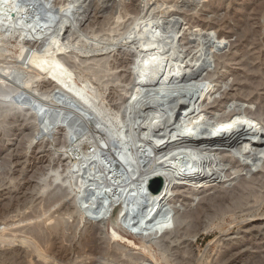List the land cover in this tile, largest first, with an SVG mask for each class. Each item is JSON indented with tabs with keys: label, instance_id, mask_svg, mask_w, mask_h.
Segmentation results:
<instances>
[{
	"label": "rangeland",
	"instance_id": "374dc122",
	"mask_svg": "<svg viewBox=\"0 0 264 264\" xmlns=\"http://www.w3.org/2000/svg\"><path fill=\"white\" fill-rule=\"evenodd\" d=\"M20 1L22 19L18 18L19 23L14 16L18 26L9 28L4 25L0 29V205L3 206H0V233L5 230L3 234L6 237H18L14 244L0 243V251L8 253L16 247L15 249L22 248L30 252L31 248L27 249V245H23L21 237L28 236L27 238L31 239L30 231L34 226H38L39 230L42 228L40 232L48 237L50 233L48 228L58 221L63 227V237L60 236L59 241L52 244V256H47V261H44L33 253L25 260L26 262L20 259L18 264H121V262L123 264H264V160L258 171L250 174L246 169L241 175L245 179L248 177L257 179L255 185L251 186L253 194L246 197L240 205L243 211L228 215L224 221L215 220L211 225L213 232L207 236H200L190 245L187 240L190 239L188 235L193 228L189 221L181 222V226L178 223L175 232L154 239V235L150 237L148 234H131L120 220L118 221L120 225L114 223L117 207L111 211L103 224L95 225L86 219L87 216L78 204L80 200L84 209L91 206L84 196L87 192L99 191L98 201L102 202L109 193L123 196L132 190H137L136 187L142 181L143 175L139 172L131 175L130 178L126 176L125 172L130 175L131 170L128 162L125 161L120 143L128 144L130 157L137 162L136 142L141 140L139 134L143 129L155 119L154 106L147 105L142 109L137 122L128 126L125 120L124 124L123 122L119 124L118 118L121 110L119 106L126 100L125 92L129 84L126 81L131 77L129 71L132 65L124 66L129 58L127 50L133 51L138 44L137 41L153 31L159 38L166 34L170 37L164 42V49L157 52L155 54L157 56L150 61L149 66H152L153 62L157 65L148 78V81H151L148 84L158 88L163 83V78L170 76L165 82L169 91L177 94L186 92L188 97L196 91L198 85L205 84L206 87L203 99L198 102L192 100L190 106L187 102L173 104L174 101L157 104L158 110L161 109L159 107L161 104L163 108L165 107V111L168 109L165 118L172 115L170 118L172 121L164 125L162 132H158L156 141L146 144L147 150L150 148L146 153L149 155V161L152 162L149 166L153 167L158 163L160 150L174 142L170 139L173 133L180 130L182 125L188 129L193 117L202 114V111L210 113L212 110H216L219 114L250 111L249 113L257 116L253 130L250 125L244 127L240 124L234 138H239L236 142L239 146L243 140L255 134L257 149H260L259 155L264 156V82L251 92L249 102L243 98L248 93L244 88L241 89L243 84L247 85L257 77L254 72L256 64H252L249 60L253 46L259 43H263L264 46V9L261 16H255L254 11L258 1L261 0H224L223 5L216 4L217 7L213 4L217 0ZM85 3L89 5L86 10L88 12L81 13L80 10ZM52 16L56 18L58 25L64 16H71L74 20L73 26L66 28L64 35L59 36L58 44L50 46L47 55L51 58L46 60L60 65L63 74L71 79L62 83L64 91H61L68 94L65 90L72 89V94L81 98L83 102L72 96L77 104L75 107L49 98L45 94L49 87L47 71H37L35 63L23 62L20 57L27 53V40L30 39L31 31L39 29L41 34L45 31L48 35L49 31L54 30L55 27L46 25ZM156 17L161 18L162 22L159 23L161 25L156 24ZM34 20H38L43 26L33 28L31 21ZM20 22L28 24L31 31L24 29ZM171 22H175V25L169 26ZM255 30L261 35L257 36L255 41H251L254 43L251 46L245 40L251 33L256 32ZM45 34L41 37L46 38ZM240 44L243 45V49L238 48ZM59 48H63V51H58ZM34 49L37 53L45 51L39 43H36ZM236 51L233 61H227ZM261 51L264 53V48ZM243 53L244 57H241ZM137 60L135 58L133 62ZM245 62L248 64H244ZM165 64H169L171 69L168 70ZM150 87L151 85H146V88ZM27 104H37L43 111L54 113L61 111L65 117L67 116L70 128L57 125L51 134L42 133L41 125L37 122V112L28 114L35 105L32 107ZM193 105L197 108L191 109ZM170 106L174 108L172 113L169 110ZM207 119L208 117H203L200 123L203 133L209 125ZM123 126L124 128L121 129ZM126 126L134 133L132 134L135 139L134 144L127 140ZM86 152L91 156L87 165L83 164L86 166L84 174L78 172V169H72L74 174H70L67 167L71 161L80 160ZM122 157L125 159L123 160ZM122 161H125V164H122ZM209 164L210 161L205 159L197 166L198 173L203 176L208 175L210 178L200 186L203 185L204 189L214 187L215 190L220 188L232 190L236 187L238 180H230L218 171L213 175L215 170L211 172ZM68 182H72V189L77 188L75 203L78 209L73 205L74 194L67 195ZM207 194L212 196L215 191ZM198 198L187 195L190 207L199 206L200 198ZM174 199L176 206L178 205L179 210L183 211L179 204L183 197L177 195L175 198L174 194L168 193L167 190L162 205L173 207ZM89 210L93 217L100 213V210L92 208ZM111 228L132 240L137 246L122 238L118 240L113 238ZM45 232L47 233L44 234ZM66 236L68 241L65 240ZM81 240L83 243L79 242ZM87 242L89 244H86ZM79 243L83 251L98 246L99 254L95 257L89 253H82ZM40 246L44 252L46 244ZM64 247L67 249L64 254L67 257L60 262L56 259V254L58 256L60 252L57 249L62 250L65 249ZM116 247L121 250L117 252L114 249ZM122 250L123 252L125 250V256L121 255L118 259L112 257L114 252L118 254ZM130 257L135 258L132 260L133 263Z\"/></svg>",
	"mask_w": 264,
	"mask_h": 264
},
{
	"label": "bare ground",
	"instance_id": "6f19581e",
	"mask_svg": "<svg viewBox=\"0 0 264 264\" xmlns=\"http://www.w3.org/2000/svg\"><path fill=\"white\" fill-rule=\"evenodd\" d=\"M19 1L20 0H0V29L4 25L9 26V28L13 27V26H18V25H16L17 20L14 18V16H16L17 19L18 18L20 20L22 19L21 18L22 9H21V6L19 4ZM122 1H124V0H122ZM214 2L215 3H213V4H215V5L217 4V5L221 6V4L223 5V3L225 1L224 0H217V1H214ZM258 2H259L258 5L254 9L255 16L263 15L264 0H261V1H258ZM23 4H22V6H25ZM85 4H83V7L81 6L82 7L81 10H80L81 13H84L87 10V7L89 6L88 4H86V5ZM217 5H216V7H217ZM64 6H66V5H64ZM96 6L99 9V6L97 4H95V7ZM112 6H113V4H112ZM118 6H119V2H118ZM94 11H96V9ZM86 12H88V11H86ZM111 12H113V11L111 10ZM163 16H165V15H163ZM170 16H172V14ZM134 17H136V15ZM19 19H18V23H19ZM134 20H136V19H134ZM160 21L162 22L161 18H159V17L157 19H155V22H156L157 25L160 23ZM65 22H68V17L67 16H64L62 18V20L60 22V25H59V28L54 29L51 32L47 31L49 33L48 35H47V33L45 34V31H43L44 34L47 35L46 38L41 37V36H44V34H41L42 32H40L39 29L31 31V33L29 35L30 39L27 40V44H28V46H26V47H28L27 53H25L24 55L20 56L21 60H23V62L28 61L29 64L35 63V67L38 69L37 71H47V75H48L47 83L49 84V87L47 86L48 88L45 91V94L48 95L49 98L52 97V94H53V92L55 91L56 88H59L60 90L64 91L62 83H65V81H71V79L69 77H67V76H65V74H63V72L61 71L60 65L54 64L51 61L49 62L48 60H46V58H51L50 55H47V53L50 51L51 47H53V46L58 44V38H60L59 37L60 35H64V33H65L64 31L66 30L64 28V23ZM20 24L24 27V29H28L29 28V25L25 24L24 22H20ZM31 25L35 29H36V27L43 26L41 23H39L38 20L31 21ZM159 25H161V24H159ZM158 35L161 36L162 34L161 35L158 34ZM259 35H261V34L258 33L257 31L254 32V33H251L248 37H246L245 42H247L248 44H251V46H252V44L254 45V43H251V41H255V39ZM169 37L170 36H168L166 34V35H162L159 38L156 35V32H154V31H153V33H149L148 35L141 37L139 39V41H137L138 44L136 43L137 46L135 48H133V51H131V50L128 51L127 50V56H129V58L127 57L128 58L127 59V64H125L124 66H126V65L134 66L135 65L134 63H136V62H133V60H135V58L138 59L137 61H141V62L143 60L147 59V58H148V60L150 59V61H151L152 59H154L157 56L155 54L160 51V48L164 47V42ZM223 38L224 37L222 36V39ZM41 40L44 43H39V44H41V47L42 46L45 47V51L43 53H37L36 52L37 50L34 49V48H35L36 43H38ZM241 42H243V41H241ZM262 44L263 43H261V44L259 43V44L254 45L253 49H252L253 51L251 50L252 51L251 57L248 56L249 60L252 61V64H256L254 66L255 67L254 72L257 74V77H256L255 81L250 82L247 85L243 84L241 86V89L244 88L246 90V92L248 93V95L243 97L246 100V102H249V100H250L249 95L251 94V92L255 88H257L258 86H260L261 83L264 82V53H262V51H261V49L264 48V46ZM238 48L239 49H243V45L240 44L238 46ZM130 49H132V46H131ZM58 51H60V52L63 51V48H59ZM236 54H237V51L233 55H231L227 59V61H233V59L235 58ZM133 57H135V58H133ZM241 57H244V53H243V55ZM130 58H132V59H130ZM169 58H171V57H169ZM54 59H56V58H54ZM54 59H52V60H54ZM155 63L156 62H153V65L149 66V68H147L148 71H145L144 69H140L139 70V73H145L146 74V75H144L142 77V79H144V80L146 79V81H148V78H149L150 74L153 73L152 71L155 69V66L157 65ZM244 64H248V63L245 62ZM132 66H131V68H132ZM167 69L169 70L171 68L168 66ZM37 73H35V74H37ZM32 74H34V73H32ZM166 74L168 75V73H166ZM128 78H129L128 81H126V82H129V84L127 86L128 89L125 92V99L126 100H125V102H122L121 106H119V107H121L120 108L121 110H120L119 118L117 117L119 124L122 123V122H123L122 124H124V116L125 115L126 116L131 115L133 113V111H134V108H136V106L135 107H131V108L129 107V108H127V110H125L126 109L127 99L131 95L130 86L132 85V78L131 77H128ZM52 79L55 80L58 83V85H56L55 87L50 84ZM55 81H52V82H55ZM61 84H62V86H61ZM146 85H151V87L150 88H146ZM159 88H161V86L158 87V88L156 86L152 87V84H148V83L134 86V88H133L134 89L133 90V97H135V100H134L135 104L136 105L137 104H141V103L143 104V102H146V100L148 99L150 94H152L153 92H155ZM65 91H67V93H68V91L72 93V89L65 90ZM180 99H181L180 97L176 98V100H174L173 104L178 103L177 101H179ZM227 101L228 100H225V102H227ZM179 102L181 103L182 101H179ZM161 105H159V107L161 109L165 110V107L163 108V106H161ZM34 109H35V107H34ZM158 109L159 108L157 107L156 110H158ZM167 110L168 109H166V111ZM169 110H171V113H172L174 111L173 106H170ZM42 112H43V109L39 108V111L37 112L38 117L42 114ZM57 112H59V111H57ZM98 112H99V110H98ZM141 112H142V110H141ZM202 112H203L202 114H199V115H196L195 117H193V121H191L189 126H188V129H187L188 130V134L192 138V140H188V139L186 140L184 138H177V140H175L174 142L169 143L168 145H166L163 149L160 150V152H159L160 155H158V157H157L158 163H156L153 167L149 166V164H152V162L149 161V155H147V153H146L147 151L150 150V148L147 150L148 146L146 144H150L153 141H156V136H157L158 132H162L163 131V129L165 127L164 125H166L167 121L170 120L172 115H168L167 116L168 118H165L166 120L165 119H161V118L160 119H158V118L153 119V121L149 125H147L146 128H144L143 131L139 134V135H141V140H138L136 142L137 145L135 146L136 147L135 151H136V156H137V162L132 160V157H130V152L127 149V145L128 144L127 143H123V142L120 143L121 149H122V151H123V153L125 155V158H126L125 161H127L128 162L127 164L129 165V166L128 165H126V166H128L130 168V170H131L130 175L125 172L126 176L128 175V177L130 178L131 175L137 174L139 172V174L143 175V177H142V181L136 187L137 190H132L131 192H128L127 195H123V196L115 195L113 193L112 194L109 193V195L104 198V201L110 200V202H111V204L108 207L109 211L110 210L112 211L115 207H117V215L115 217L114 223L120 225L118 223V221L120 220L122 222V218L124 216L123 212H124L125 208H128L127 212H128V214H130V216H128L129 217V224L131 223V228L133 230H129V232L131 234H133V235H135L138 232V230H140V227L142 226L141 221H142V218H143V216L145 214H151V215H148L147 219L144 222L145 227H147V228H149V227L146 226V224H148L150 226L151 222L155 221L157 218H159V220H160L158 222V225H157L158 226L157 227L158 230L161 229V228H170L169 226L172 225L173 228L168 230V231H165V233L163 235H161V236L168 235V234L172 233L173 231L175 232L176 231L175 229H176V226H178L177 225L178 223H179V226H181L180 225L181 222L189 221V222H191L192 228H193L192 231L189 232V235H188V237L190 239L187 240V242H189L188 244L190 245L193 241L194 242L197 241V238H199L200 236H207L210 233H212L213 232V230H212L213 227L211 225H212V223L215 220H219V222H220V220L224 221L225 218L228 215H230L232 213H236L237 214L238 211H243L242 209H240L241 208L240 205L242 204V201L246 197H248L249 195L253 194V191L251 190V188H252L251 186L255 185L254 182H256L257 179L255 177L250 178V179L248 177V178L245 179L243 176H241V175H243L242 173L247 169V167L245 165H243L237 159V156L248 157L249 156V152L260 154L258 152L260 149L259 148L257 149V144L258 143H256L254 145L255 146L254 148H252V145H253L252 141L257 140V136L255 134H253V135L249 134L250 135L249 138L243 140L240 143L239 146L236 144V142L239 141V138L236 139V137L234 138V136H236L235 131H237L236 128L239 127L238 125H240V124H243L244 127H245V125H250L251 129H252V127H254L256 125V121H257L256 117L257 116H255L254 114L249 113L250 111L248 113H245V111L244 112L238 111V112L228 113V114H225V113L219 114V112H216V110L215 111L212 110V111H210V113H208L206 111H202ZM59 113H61V111ZM140 115H141V113H140ZM187 115H189V114H187ZM139 116L137 118H133V120L130 122V124H132L134 122H137ZM203 117H208L207 120L209 122L208 128L206 129V131L204 133L201 131V124H200ZM123 128H124V126L121 127V129H123ZM232 128H234V129H232ZM113 131H115V130H113ZM120 131H123V130H120ZM153 131H155L153 140H151V142H145L144 140H147L146 138H148L149 134H151ZM200 131H201V133H200ZM121 134H120V136H121ZM138 136H136V137H138ZM123 138H122V140H123ZM64 148H68V146H64ZM247 149H250L251 151H247ZM120 153L121 152H119V154ZM90 156L91 155L88 152H86L85 155L83 156V158H81L80 160L76 161V159H74L73 161H71L70 165L67 167V171L71 174V173H73L72 169H78V172L84 174V172H85L84 170H85L86 166H84L83 164L87 165V161L89 160L88 158ZM122 159H123V157H122ZM205 159L210 161V164H209L210 171L211 170L212 171L215 170L213 172V175H215L217 173V171H218L219 173H223L224 177H226V178H228L230 180H238L237 183H236V181H234L236 183V187L233 188L232 190L231 189H224V188H220L219 190L218 189L215 190L216 188H214V187H210V188L204 189L203 185H201V186H203V187H201L200 184H204V183H206V181L208 179H210V178H208L207 174H206L207 176H203L201 173H198V171H197L198 170L197 166L199 165V162L202 161V160H205ZM125 161H122L123 163L122 162L121 163L125 164ZM169 165L174 166V171H170L169 170V167H168ZM118 167H120V166H118ZM120 169H121V167H120ZM128 171H129V169H128ZM208 172H209V170H208ZM155 173H158V174L162 175L164 177V179H165V182L167 184L168 183L170 185H172L173 183L174 184H178L177 188H175L174 186H172V187L170 186L169 188H167V191H168V193L169 192L173 193L175 198H176L177 195H179L180 197L181 196L183 197L181 203H179V204H181V206H182L181 208H183V211L179 210V207H177L178 205L176 206L175 199L173 201V204H174L173 207H165L164 205L162 206V202H163V198H164L163 193H161L158 196V199L152 201L151 204L147 201V198L150 197V194H148V193L144 194L143 192H141L140 185L143 184L144 181H147ZM72 175H71V179L73 178ZM251 177H252V175H251ZM68 179H70V178H68ZM73 179H72V181H73ZM71 183L72 182H68V185L66 186L69 189V193L67 195L74 194L73 195L74 196L73 197V202L74 203L73 202L72 203H73L75 209H78L77 205L75 203V200H76L75 198L77 197V191H76L77 188H74L75 190L72 189L71 188L72 187ZM80 183H81V181H80ZM126 185H128V184H126ZM188 187H191V189L188 188ZM125 188H123V189H125ZM78 189H79V187H78ZM211 191H212V193L215 191V194L212 195V196L207 194L208 192H211ZM184 195H186V196H184ZM187 195H189V197H191V196L193 197L194 196L195 198L196 197L198 198V196H199V198H200V199L198 198L199 199V201H198L199 202L198 203L199 206L197 208H192V205L190 207V204H189L190 201L187 199ZM80 197L82 198L83 195L80 196ZM192 202H193V200H192ZM7 204H6V206H7ZM0 206H2V205H0ZM154 206H155V208L159 207V208H157L159 210L156 209L153 213H150ZM2 209H4V208H2ZM101 211L102 210H100V213H101ZM163 211L165 212V215H162ZM1 212H4V211H1ZM79 212H82V211L79 210ZM110 213L111 212H109V214ZM169 214H170V217H168ZM166 217H168V218H166ZM1 219H2V217H1ZM51 222H53V221H51ZM38 223H40V222L38 221ZM53 224H52V226H50V228H48L50 230V233H49L48 237L42 235L43 234V233H41L42 232L41 231L42 228L39 230L38 226L32 227V229L30 231V234L32 235L31 236L32 238L29 237L31 239H28L27 235H26L27 237H24V238L21 237L20 240L23 243V245L24 244L27 245V249L31 248L30 252H28V250L27 251H25L24 249L22 250V248L15 249L16 247L14 249H12L8 253L7 252L5 253L4 251H2V252L0 251V264H18V261L20 259L22 261L26 262L25 260L30 258V256L33 253L36 254V257H39V258L43 259L44 261L45 260L47 261V259H46L47 256L53 254L52 244L54 242H56L57 240L59 241L60 236L63 237V235H62V228H63L62 224L58 223V221H57V223H53ZM182 224H184V223H182ZM185 224H187V223H185ZM13 225H15V224H13ZM48 225H50V224H48ZM48 225H47V227H49ZM149 229H151V227ZM165 230H167V229H165ZM110 231L113 232V238H115L117 240L122 238L125 241H127L128 243L136 245L129 238L119 234L114 228H111ZM3 232L0 233V243H8V244H12L13 243L14 244L15 243L14 241L18 237L17 236L6 237L3 234ZM47 232H45L44 234H46ZM89 232H90V230H89ZM30 234H29V236H30ZM137 234H142V233H137ZM147 234H148V236L154 235L153 236L154 239L161 237V236L160 237L157 236V231H152L151 233H147ZM68 236H70V235H68ZM95 237H97V236L95 235ZM150 237H152V236H150ZM66 238H68V237L66 236L65 240H67ZM20 240H19V243H20ZM69 241H72V240H69ZM79 242L83 243V240H81ZM60 243H62V241ZM65 243H66V241H65ZM41 244L42 245L46 244V249H45L44 252H42V249H41V246H40ZM86 244H89V243L87 242ZM54 245H56V244H54ZM84 245H85V243H84ZM80 247H81L80 249L82 250V245ZM114 249L117 250V252H118V250L119 251L121 250L119 247H116ZM57 250L60 251V252H59L58 256L56 254V259H58V261H60V262H63L65 260V257H67V256L64 255L66 253L67 249L65 248V249H62V250L61 249L60 250L57 249ZM124 252H125V250H124ZM124 252H123V250L121 251V253H118V254L114 252L112 257H114L115 259H118V258H120L121 255L122 256L124 255ZM77 253H78V251H77ZM82 253H89L90 255H95V257H96V255L99 254L98 246L96 248H94V249H88V251H83L82 250ZM92 257L95 258L94 256H92ZM51 260H53V259H51ZM91 260H92V258H91ZM132 260H135V258H131L130 257V261L133 263ZM134 262H136V261H134ZM226 262H227V260H226ZM55 264H57V263H55ZM121 264H123V263L121 262Z\"/></svg>",
	"mask_w": 264,
	"mask_h": 264
},
{
	"label": "water",
	"instance_id": "95a60500",
	"mask_svg": "<svg viewBox=\"0 0 264 264\" xmlns=\"http://www.w3.org/2000/svg\"><path fill=\"white\" fill-rule=\"evenodd\" d=\"M95 1V0H92ZM73 10V9H72ZM74 24V20L71 16H68V22L64 23V28H70L72 27ZM47 26L49 27H55L54 29L59 28L58 22L56 20V18L54 16L50 17L49 20L47 21ZM175 22H171V24L169 26H174ZM29 30L31 28H28ZM31 31V30H30ZM38 43H44V42H38ZM45 48V47H43ZM164 48H160V52L163 50ZM149 64H150V59L148 60L145 59L142 62L141 61H136L135 65L132 66L131 70H130V76L132 78V85L130 86L131 88V95L129 96V98L127 99V103H126V109L127 108H131V107H135L134 111L131 115L129 116H124V120H125V124L128 126L130 124V122L133 120V118H137L140 113L141 110L144 109L147 105H152L154 106V111H153V117L154 118H158V119H165V110H156L157 108V104L160 103H166L167 101H174L176 100V98L180 97L182 103L187 102V105H192V100H196L197 102L203 99V93L205 91V84H200L198 85L196 91L192 94H190V96L188 97V95L186 94V92L184 93H176L173 91L169 92V88L166 86L165 82L168 80V78L170 76H168L167 78L164 77L163 78V83L161 84V88H159L158 90H156L155 92H153L152 94H150V96L148 97V99L146 100V102H143V104H135L134 100L135 97H133V88L136 85H142V84H147V83H151V81H146V79H142V77L144 75H146L145 73H139L140 69H144L145 71H148L147 68H149ZM166 66H169V64H165ZM144 71V72H145ZM172 75V74H171ZM55 80H51L50 84L52 86H56L58 85V83L52 82ZM164 85V86H163ZM72 96H74L76 99H80L77 95L75 96L74 94H72L71 92L68 91V94H64L63 91H61L59 88H56L55 91L52 94V99L55 102L64 104V105H69V106H73L75 107L77 104L75 103V100L72 98ZM189 98V99H188ZM179 100V101H180ZM177 101V102H179ZM17 102V101H16ZM81 102H83L81 100ZM176 102V101H175ZM145 103V104H144ZM29 106L35 105V109L30 110L28 112V114H34V112H38L39 111V107L37 104H27ZM37 105V106H36ZM31 107V108H32ZM167 107V106H166ZM196 109L197 106L193 105L191 106V109ZM169 120V119H168ZM172 120H169L167 122L170 123ZM37 122L39 123V125H41V132L42 133H48L51 134V132L53 131V129L59 125L60 127H64L66 129H69L70 127V123L67 120V118L65 117L64 113H59V112H51V111H43L42 114L38 117ZM126 126V137L127 140L134 144L135 143V139L132 136V134H134L132 131L130 132V130L128 129V127ZM234 129V128H232ZM237 129V128H236ZM154 133L155 131H153L151 134H149L148 138H146L147 140H144L145 142H151V140H153L154 137ZM180 134H182V136H180ZM42 135V134H41ZM172 141L177 140L178 137L184 138V139H188V140H192V138L189 136L188 134V130L184 128V126L182 125L180 130H178L177 132L173 133L170 136ZM257 143V140L252 141V148L253 146ZM247 151H251L250 149H247ZM237 159L247 167V171L252 174L256 171H258L260 169L261 164L263 163L264 160V156L259 155L258 153H251L249 152V156L248 157H241V156H237ZM169 170L170 171H174V166L169 165ZM178 184H172L170 185L169 183L167 184L165 182V179L162 175L155 173L153 176H151L147 181H144L143 184L140 185L141 188V192H143L144 194L148 193L150 194V197L147 198V201L151 204L152 201L158 199V196L163 193H165V191L167 190V188H169L170 186H174L175 188H177ZM180 185V184H179ZM100 195V192L95 190L94 192L90 193L87 192L84 196L86 198V200H88L90 202V209H95V210H102L101 213L97 214L96 216H92V213L90 212L89 208L84 209L83 206L81 205L82 203L78 201L79 207L80 209L84 212V214L87 216V220L95 225H100L103 224L107 218L109 217V212H111V210L109 211L108 207L111 204L110 200L107 201H102L99 202L98 201V197ZM161 198V197H160ZM164 205V204H163ZM162 205V206H163ZM157 208L155 206L152 208V211L150 213H153ZM128 208H125L124 212H123V218H122V223L123 225L128 229V230H133L131 228V223L129 224V217L130 214H128ZM159 210V209H157ZM148 215L151 214H145L142 218L141 224L142 226L140 227V230H138L137 233H142L141 235H146L147 233H151L152 231H157V236L160 237L161 235H163L165 233V231H168L170 229H172V225H170V228H161V229H157V225L158 222L160 221L159 218H157L155 221L151 222V225L149 226L148 224H146V226H148L149 228L151 227V229L145 227V220L147 219ZM162 215H165V212L163 211ZM168 217H170V214L168 215ZM166 217V218H168ZM167 229V230H165ZM153 239V238H152Z\"/></svg>",
	"mask_w": 264,
	"mask_h": 264
}]
</instances>
